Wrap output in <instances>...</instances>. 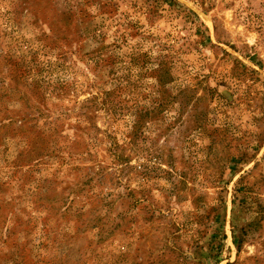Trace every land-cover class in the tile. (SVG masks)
Segmentation results:
<instances>
[{
	"label": "rangeland",
	"instance_id": "1",
	"mask_svg": "<svg viewBox=\"0 0 264 264\" xmlns=\"http://www.w3.org/2000/svg\"><path fill=\"white\" fill-rule=\"evenodd\" d=\"M0 264H264V0H0Z\"/></svg>",
	"mask_w": 264,
	"mask_h": 264
},
{
	"label": "trees",
	"instance_id": "2",
	"mask_svg": "<svg viewBox=\"0 0 264 264\" xmlns=\"http://www.w3.org/2000/svg\"><path fill=\"white\" fill-rule=\"evenodd\" d=\"M137 127H138V126H137ZM137 127H136V128H137Z\"/></svg>",
	"mask_w": 264,
	"mask_h": 264
}]
</instances>
